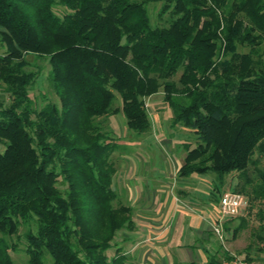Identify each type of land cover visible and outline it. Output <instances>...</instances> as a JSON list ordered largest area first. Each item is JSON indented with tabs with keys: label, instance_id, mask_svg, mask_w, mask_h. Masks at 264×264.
<instances>
[{
	"label": "trees",
	"instance_id": "obj_1",
	"mask_svg": "<svg viewBox=\"0 0 264 264\" xmlns=\"http://www.w3.org/2000/svg\"><path fill=\"white\" fill-rule=\"evenodd\" d=\"M148 2L165 25L149 23ZM27 56L46 60L57 104L33 108L40 69ZM0 86V264L21 226L28 264H124L104 255L130 209L112 205L114 145L99 119L119 112L140 136L159 91L195 138L175 177L211 174L222 190L232 175L247 202L232 232L253 220L244 259L264 249V0H0Z\"/></svg>",
	"mask_w": 264,
	"mask_h": 264
},
{
	"label": "rangeland",
	"instance_id": "obj_2",
	"mask_svg": "<svg viewBox=\"0 0 264 264\" xmlns=\"http://www.w3.org/2000/svg\"><path fill=\"white\" fill-rule=\"evenodd\" d=\"M145 8L151 25H165L168 18L167 15H157L160 3L148 2ZM58 11L59 10H57L56 13ZM60 11L62 10L60 9ZM238 50L240 52L246 51L245 48H238ZM26 59L32 65H35L40 69V72L35 78V82L31 85L28 92V96L33 103V108L38 110L48 102L57 104V98L53 94V91L46 79L48 71L46 60L34 58L32 56H27ZM30 69L33 68L31 67ZM1 88L2 87L0 86V105L6 106L10 98L2 91ZM118 106L119 101L116 96L113 107ZM144 107L150 122V129L140 136H137L132 131L126 129L124 118L119 112L99 119L101 121L102 132L107 135L108 141L114 145V148L109 155V161L114 167V173L112 174L110 182V188L116 195V199L112 203L113 206H127L130 202H132L131 199L136 190H134L131 186L130 175L131 172L136 170V165L139 167L140 163L143 162L146 164L144 169L147 170L150 168L149 165L157 164L163 158H166L168 161L172 158L176 161V163H180L181 157L184 155V146L191 147L195 142L194 135L190 131L170 123V112L162 102L161 91L145 98ZM256 158V154H254L253 159ZM134 164L135 166H133ZM167 164H169V162H167ZM172 164L169 165V169H167V171L163 172L164 177L169 174V177L166 179L169 183L168 188L167 190L166 188L164 189L168 191L167 194H169L171 200L173 197L176 199L177 210L191 207L186 203L189 197V203L203 209L205 207L206 210L211 213L213 221L216 216V201L219 193L223 191H232L236 181L235 178L232 175L224 176L221 190V186L218 187L214 176L211 174L191 175L187 179H176V177L172 174ZM263 165L264 160L262 158L258 159L257 166ZM252 169L253 167L249 166V173ZM147 172L154 178L157 173H160V169L157 166H153L152 170H147ZM173 177L177 181H175V179H171ZM154 181L155 179L148 178L147 185L149 190L150 186L152 184L154 185ZM174 186H181L185 188L179 190V188L175 189ZM213 187L216 188L213 189ZM127 200H130V202ZM132 203L130 204L133 205L134 209L142 208L139 206L140 204L138 205L137 203ZM171 207H173V205H171ZM128 208L130 209V207ZM244 215L245 212L239 216L222 220V241L219 242L215 239L217 245H215L216 248L214 246L215 249L212 253L218 262H220L222 258L231 256V254L244 257V248L249 243L250 245L254 243L257 244V242L252 238V232L256 230L257 226L256 222L251 219H248V221L246 220V225L241 227L235 234L232 232V230L238 225L239 218L246 217ZM25 229L26 228L22 226L18 229L17 239H15V237L7 238L8 242L17 243L16 250L10 252L12 264H28L26 254L24 253V241L22 237ZM173 232V238L179 240V235H177L176 229H174ZM256 247L260 248V245L251 246L247 256H250L255 264H264V249L259 252L255 249ZM111 252L112 247L108 248L104 252L106 259L111 257ZM44 264H51L48 257L44 258Z\"/></svg>",
	"mask_w": 264,
	"mask_h": 264
},
{
	"label": "crops",
	"instance_id": "obj_3",
	"mask_svg": "<svg viewBox=\"0 0 264 264\" xmlns=\"http://www.w3.org/2000/svg\"><path fill=\"white\" fill-rule=\"evenodd\" d=\"M165 159L149 165L148 171L153 166L160 169V173L154 178L144 169L146 164L143 162L139 167L136 165V170L131 172V186L136 190L131 201L140 204L142 208L134 209L130 204L132 202L127 200L130 202L127 206L131 209L130 225L117 231L109 246L112 247L111 257L121 256L124 264H206V258L216 248L215 237L210 231L211 213L205 207L203 209L189 203V197L186 203L191 207L177 210L176 199L173 197L171 200L167 194L169 183L166 179L169 174L164 177L163 172L173 163L172 174L175 177L176 166L180 163L172 158L170 161ZM174 177L171 179H175ZM148 178L155 179L150 190L147 185ZM174 188L180 190L185 187ZM244 212L245 210L239 215ZM174 229L179 240L173 238Z\"/></svg>",
	"mask_w": 264,
	"mask_h": 264
},
{
	"label": "built area",
	"instance_id": "obj_4",
	"mask_svg": "<svg viewBox=\"0 0 264 264\" xmlns=\"http://www.w3.org/2000/svg\"><path fill=\"white\" fill-rule=\"evenodd\" d=\"M247 206L246 199L239 193L224 191L216 203V216L210 224V231L216 240L222 241V220L238 216ZM219 264H255L243 256L233 255L222 258Z\"/></svg>",
	"mask_w": 264,
	"mask_h": 264
}]
</instances>
